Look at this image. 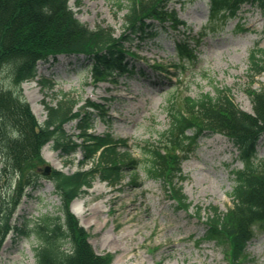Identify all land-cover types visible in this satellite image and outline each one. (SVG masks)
Returning <instances> with one entry per match:
<instances>
[{"label": "rangeland", "instance_id": "rangeland-1", "mask_svg": "<svg viewBox=\"0 0 264 264\" xmlns=\"http://www.w3.org/2000/svg\"><path fill=\"white\" fill-rule=\"evenodd\" d=\"M69 0L77 18L91 29L110 26L116 36L124 30L127 2L122 0ZM209 0H173L170 9L177 11L187 28L173 29L170 23L157 25L156 34L145 39L134 38L126 48L137 54L130 65L142 66L154 74L156 66L171 73L168 78L149 77L134 73L109 77L97 84L90 82L87 67L83 68L74 56H59L58 61L40 62L38 76L23 84V93L40 123L47 118L43 101L57 105L62 99L59 90L72 91L74 96L104 105L94 110L90 131L110 133L115 139H126L133 157L140 160L137 179L125 172L122 183L113 186L97 179L87 192L75 200L71 210L89 233V241L99 254H112V264H228L224 250L204 237L205 221L210 208L226 212L232 206L231 193L236 185L235 171L244 167L239 150L225 136L208 132L190 159L184 162L187 179L183 191L191 202L183 211L169 198L160 181L146 174L148 162L141 147L155 143L168 125L165 106L172 93L199 98L217 95V89H231L234 102L244 111L252 112L248 87L264 86V72L253 79L248 76L250 52L264 48V15L261 9L244 6L236 17L210 18ZM197 44L196 40L199 39ZM202 36V38H201ZM195 37L196 39H192ZM177 43L189 50L195 48L196 58L177 51ZM193 55V54H192ZM184 67L173 66L179 59ZM172 78L171 82L168 80ZM179 79V80H178ZM46 81V83H43ZM53 83V87L51 84ZM170 83L174 90L170 89ZM0 85H10L7 73L0 76ZM173 91V92H170ZM72 96V95H71ZM78 121L65 125L68 135L76 138ZM43 156L53 169L73 173L80 168L82 151L63 156L52 142ZM264 160V136L261 137L255 163ZM0 156V196L9 197L17 178L3 171ZM41 186L29 189L19 205L14 222L20 228L26 223L55 215L61 206L53 183L39 173ZM200 207V218L196 209ZM199 218V219H198ZM34 236L11 232L2 247L0 264H35ZM241 264H264V227H257Z\"/></svg>", "mask_w": 264, "mask_h": 264}, {"label": "trees", "instance_id": "trees-1", "mask_svg": "<svg viewBox=\"0 0 264 264\" xmlns=\"http://www.w3.org/2000/svg\"><path fill=\"white\" fill-rule=\"evenodd\" d=\"M125 1L124 30L117 37L110 26L91 29L82 23L70 8L69 0H0V76L6 72L10 81L7 87L0 85V156L4 161L2 170L19 178L13 195L0 197V252L14 228L12 216L25 188L40 184L38 175L47 163L42 151L52 142L63 156L81 150L83 159L77 171L68 174L53 170L49 177L62 204L56 215L41 218L31 229L37 241L35 264L112 263V254L102 255L94 250L88 232L70 206L97 178L116 185L130 171L135 174L133 180L137 179L140 161L132 156L124 139H114L110 133L90 132L89 110H101L100 104L88 100L78 107L81 98L60 91L62 99L56 106L44 102L47 118L40 123L23 95L22 84L37 76L40 62L58 61L63 55L76 57L77 62L72 63L87 67L94 83L124 74L147 75L143 67L137 69L127 61L137 54L125 45L134 38L145 39L155 33L157 24L170 21L178 28L185 26V22L170 10L172 0ZM209 2L211 19L236 17L247 4L261 9L264 15V0ZM188 46L178 48L181 53L190 52L191 59L196 58L194 49L189 50ZM184 62L180 60L174 66L184 67ZM263 71L264 49L255 48L250 53V76ZM247 92L253 104L252 113L235 104L230 89H218L215 97L207 94L198 99L172 93L165 107L167 127L155 143L141 147L148 162L147 176L161 181L169 197L185 211L191 203L180 185L186 180L182 165L196 150L201 136L219 132L238 147L244 168L235 172L233 206L226 213L210 208L204 222L206 238L221 246L228 264H241L255 228L264 227V160L254 161L259 139L264 135V87H250ZM74 120H78L80 129L76 139L64 128ZM121 147L125 149L122 151ZM201 210L196 209L198 216Z\"/></svg>", "mask_w": 264, "mask_h": 264}, {"label": "water", "instance_id": "water-1", "mask_svg": "<svg viewBox=\"0 0 264 264\" xmlns=\"http://www.w3.org/2000/svg\"><path fill=\"white\" fill-rule=\"evenodd\" d=\"M51 172V167L47 166L44 171V175H49Z\"/></svg>", "mask_w": 264, "mask_h": 264}]
</instances>
